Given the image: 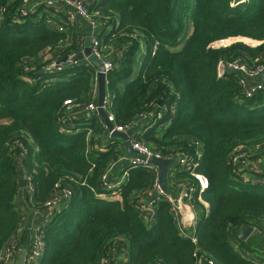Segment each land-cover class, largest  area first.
Segmentation results:
<instances>
[{"label": "trees", "instance_id": "obj_1", "mask_svg": "<svg viewBox=\"0 0 264 264\" xmlns=\"http://www.w3.org/2000/svg\"><path fill=\"white\" fill-rule=\"evenodd\" d=\"M86 1L113 63L106 74L108 111L128 127L167 104L163 120L136 136L162 151L192 152L195 141L203 144L198 171L209 180L203 193L209 212L200 214L195 244L181 237L167 202L157 205L148 223L140 217L134 194L152 186V172L131 170L118 188L120 199L107 198L112 192L102 187L101 175L121 150L117 143L106 151L94 148L105 131L89 109L97 104L96 66L82 59L39 72L82 51V34L64 7L63 13L44 6L26 11L23 0H0V257L20 223L17 196L26 170L38 209L57 188L73 191L45 227L40 264H101L122 243L129 264H193L197 246L216 264H264V183L231 171L233 152L264 143V91L246 98L234 75H216L220 57L251 62L264 44L208 48L230 36L264 40V0L236 6L231 0ZM66 100L75 105L71 110ZM246 226L258 232L244 241L239 233Z\"/></svg>", "mask_w": 264, "mask_h": 264}, {"label": "built area", "instance_id": "obj_2", "mask_svg": "<svg viewBox=\"0 0 264 264\" xmlns=\"http://www.w3.org/2000/svg\"><path fill=\"white\" fill-rule=\"evenodd\" d=\"M30 1L31 0H23L22 7H24V10L26 9V11H36V9L27 8ZM240 1L242 0L231 2V6L237 5ZM89 3L90 2L86 0H46L44 4L47 8H55L58 4L71 7L73 10H66L65 16L66 19L72 23L78 17L85 18L89 21L93 30L90 35L92 37V53L103 61L105 72L107 74L113 68V63L112 60L108 58L110 53L105 54L103 47L100 45V39L98 36L99 23L95 21L94 15L88 11L86 5H89ZM237 43H243L250 48L256 49L264 44V40L243 36H230L212 41L208 45V48L211 50H226ZM155 51L156 46L154 47L153 52ZM57 62L58 61H53L45 68V70L53 71L62 69L64 65L57 64ZM229 69L232 70L231 75H234L235 80L242 87L246 98H252L258 92L264 91V82L260 80V75L264 72V53L253 58L251 62H247L242 56L220 57L216 66L217 79H226L229 74ZM97 85L98 81L96 79L94 89L96 96L98 94ZM65 104L67 105L68 110H71L75 106L71 100H66ZM107 104L108 97L106 96L104 100V108L108 114L109 121L114 123L113 131L127 133L129 135L131 147L138 155L127 157L124 152L125 156L123 157V153H120L119 158L126 160L127 167H125L119 176V179L113 181L110 179L113 163L110 164L101 175L102 187L107 191L112 192L110 197L120 196L118 188L127 182L131 170L141 169L152 172L153 183L149 189L154 190L157 196L151 201V204L149 205L150 212L147 216L143 214L144 205L142 193L136 196L135 199L137 200L140 217L148 223L152 220L157 205L161 201L167 202L170 205L173 219L181 237L187 238L191 242L197 244L196 230L200 217L199 208L202 207V209H206V211L209 209V204L203 197V193L209 188V180L207 176L198 171L203 158V144L200 141H195L193 143L194 150L192 152L188 151L186 148H174L169 151L155 149L153 146L139 140L136 136L138 135L137 133L130 132V128L135 123L128 127L117 125L115 123L114 115L107 109ZM97 107V104H91L89 109L91 112L96 113ZM168 108L167 104H163L161 105L160 110L141 114L137 121H139L141 125H144V129L147 131L163 120L164 114L168 111ZM170 124V119L163 123L164 132ZM105 128H107V126H105ZM113 131H109V133L112 135ZM164 132L161 131V133ZM152 157L156 159L173 160V163L167 170V192L164 191L161 186L159 168L149 162V159ZM231 163V171L235 177L243 176L246 181H250L251 183H256L258 181L264 183V175L257 176V174H259L264 168V143L245 146L243 149L233 152L231 155ZM180 174L186 175L184 178H179L178 176ZM21 177L25 182L24 187L33 193L34 188L31 181V175L24 170ZM72 196V189L62 186L57 188L53 196L45 203L44 208L41 209V219L33 228L30 244L26 248L25 264H40L45 250V227L55 217L56 212L68 204ZM100 196L107 197L105 194H100ZM254 231L258 232L256 227H254ZM110 253L112 256V253H114L113 248L110 250ZM19 255V245L16 243H9L2 249L0 257L1 264H16ZM193 258V264H216L215 259L205 251H202L198 246L193 253ZM110 260L113 261V264H120L116 256L110 257ZM154 264L163 263L157 261Z\"/></svg>", "mask_w": 264, "mask_h": 264}, {"label": "crops", "instance_id": "obj_3", "mask_svg": "<svg viewBox=\"0 0 264 264\" xmlns=\"http://www.w3.org/2000/svg\"><path fill=\"white\" fill-rule=\"evenodd\" d=\"M31 1L34 3L35 1H39V0H31ZM40 1H44V0H40ZM60 8L61 7H58V8L56 7L55 10L63 13L62 9ZM73 24L75 25L77 31H79L82 34L83 39L90 36L93 31L89 21L85 18L78 17L73 22ZM75 114L78 115L79 113L76 112ZM144 128H145L144 125H141L139 121H136L135 124L130 128V132H134V133H137L138 135H142L146 131ZM115 139H118L120 141H116ZM114 143H117L119 149L121 150V153H123L122 154L123 157L125 155L127 157H132L131 155H129L126 149L125 142L121 138L112 137V135L109 133L107 128H105V131L100 136L99 135L97 136V142L94 144V148L95 150H98V151H106L109 148V146ZM124 152H125V155H124ZM125 167H127L126 160L120 159V158L115 160L112 165L110 179H112L113 181H117L119 179V176L125 169ZM260 175H264V168L261 172H259V174H257V176H260ZM32 195H33L32 192L29 191L27 188L20 187V190L17 196V210L20 215V223L10 243L18 244L20 248V253L23 250H26V248L29 246L31 235H32V230L35 227V225L38 224L39 220L41 219L40 218L41 209H38L37 207H35ZM135 196H137V193L134 194V197ZM156 196H157L156 192L152 189H148L142 193V199H143V205H144L143 214L145 216L149 214L150 212L149 205L151 204V201L156 198ZM107 198L120 199V196L107 197ZM202 210H203L202 207L199 208V211H200L199 215L201 214ZM204 212L208 214L209 209L207 211L206 209H204ZM255 233L257 232L254 231L252 235H255ZM259 244L262 245L261 241H259ZM113 249H114V253H112V256H111V253H109V255L103 260L101 264H113V261L110 260V257H114V256L117 257L120 264H129V251L123 243L115 245ZM256 249L260 251V248L259 249L256 248ZM261 249L264 250V246ZM19 258H20V255L17 258V262Z\"/></svg>", "mask_w": 264, "mask_h": 264}, {"label": "water", "instance_id": "obj_4", "mask_svg": "<svg viewBox=\"0 0 264 264\" xmlns=\"http://www.w3.org/2000/svg\"><path fill=\"white\" fill-rule=\"evenodd\" d=\"M82 59H87L90 63L94 64L97 69V81H98V96H97V112L96 114L103 120V123L105 126H107L108 131L114 130V123L109 121L108 114L104 108V100L107 94V81H106V72L104 68V63L101 59H99L97 56H95L92 53V37L88 36L84 40V48L82 51L77 53L73 56H65L61 60L57 62V64L61 65H68L73 62H77ZM45 68H42L39 72L43 73L45 72ZM228 73L231 74L232 70L229 69ZM260 80L264 82V72L260 75ZM112 137L115 138H121L125 142L126 149L131 156H137L138 154L132 149L131 142L129 139V135L127 133L112 132ZM149 162L159 168L160 173V181L161 186L164 189V191H168L167 187V170L168 167L173 163V160L170 159H156V158H150ZM20 187L23 188L25 186V182L20 177L19 179ZM254 232L253 226H246L244 227L240 233L239 236L242 240L246 241ZM26 262V250H23L20 253V258L17 262V264H25Z\"/></svg>", "mask_w": 264, "mask_h": 264}, {"label": "rangeland", "instance_id": "obj_5", "mask_svg": "<svg viewBox=\"0 0 264 264\" xmlns=\"http://www.w3.org/2000/svg\"><path fill=\"white\" fill-rule=\"evenodd\" d=\"M45 1H46V0H44V1H40V0H39V1H35L34 3H33L32 1H30V3H28V5H27V8H28V9H36V10H37L38 8H40V7H42V6L46 7L45 4H44ZM233 1H238V0H231L230 2H233ZM243 1H244V0H242V1H240V2H243ZM240 2H239V3H240ZM239 3H238V4H239ZM60 6H61V7H64L66 10H70V11L73 10L71 7L66 6V5H59V4H58L56 7L58 8V7H60ZM232 6H236V5H232ZM37 7H38V8H37ZM56 7H55V8H56ZM255 240H256V239H255ZM256 241L259 242L258 239H257Z\"/></svg>", "mask_w": 264, "mask_h": 264}]
</instances>
